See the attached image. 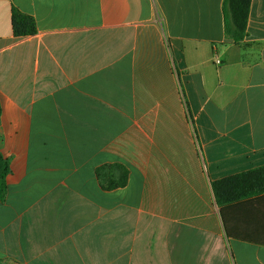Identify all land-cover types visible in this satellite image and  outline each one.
<instances>
[{"label": "crops", "instance_id": "1", "mask_svg": "<svg viewBox=\"0 0 264 264\" xmlns=\"http://www.w3.org/2000/svg\"><path fill=\"white\" fill-rule=\"evenodd\" d=\"M224 4L0 0L5 262L264 264V194L220 207L212 188L264 166V0L241 43Z\"/></svg>", "mask_w": 264, "mask_h": 264}, {"label": "trees", "instance_id": "2", "mask_svg": "<svg viewBox=\"0 0 264 264\" xmlns=\"http://www.w3.org/2000/svg\"><path fill=\"white\" fill-rule=\"evenodd\" d=\"M252 0H225L226 35L228 39L241 43L247 36ZM12 28L16 37H26L37 33L38 27L33 16L12 8ZM121 171L118 179L109 175V169ZM11 163L0 153V200L4 201L8 192V176ZM99 177L107 181V189L123 187L128 183L129 170L125 165L103 166L98 169ZM216 202L220 207L264 194V166L231 175L212 182ZM0 264H8L0 257Z\"/></svg>", "mask_w": 264, "mask_h": 264}, {"label": "built area", "instance_id": "3", "mask_svg": "<svg viewBox=\"0 0 264 264\" xmlns=\"http://www.w3.org/2000/svg\"><path fill=\"white\" fill-rule=\"evenodd\" d=\"M217 62H218V63H220L221 61H220V60H218Z\"/></svg>", "mask_w": 264, "mask_h": 264}]
</instances>
